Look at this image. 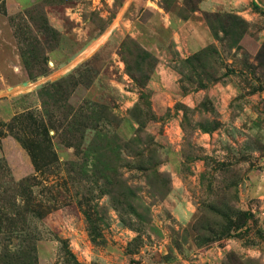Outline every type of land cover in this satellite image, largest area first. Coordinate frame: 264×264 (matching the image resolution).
<instances>
[{
    "label": "rangeland",
    "instance_id": "obj_1",
    "mask_svg": "<svg viewBox=\"0 0 264 264\" xmlns=\"http://www.w3.org/2000/svg\"><path fill=\"white\" fill-rule=\"evenodd\" d=\"M207 1L0 0V264H264V0Z\"/></svg>",
    "mask_w": 264,
    "mask_h": 264
},
{
    "label": "crops",
    "instance_id": "obj_2",
    "mask_svg": "<svg viewBox=\"0 0 264 264\" xmlns=\"http://www.w3.org/2000/svg\"><path fill=\"white\" fill-rule=\"evenodd\" d=\"M199 7H200V10L208 11V10L217 9L218 6L217 4L208 2L207 0H202V2H200L199 4ZM158 9H159L158 6L156 8H153L152 6H150V12L152 13L153 12L155 14L159 13ZM192 13L193 15L189 17L188 19L180 22L179 25L181 27L180 26L178 27L179 28L178 33L181 35L184 41L182 42V44H176L175 46L178 52L182 55H186V54H189L191 52L198 50L199 48L204 46L206 42H208L212 37L209 27L207 26L204 19L200 17L201 15H200L199 9H196ZM168 23H169L168 20L167 22H162L164 27H167L169 25ZM137 31L139 32V29H137ZM172 37L175 42L179 41L178 36H176V34L175 35L173 34ZM160 47L161 46L158 47L157 45H153L148 48L156 53L159 51ZM162 50H163V53L167 52L165 47L162 48ZM16 69H18V67H16ZM47 79H51V78L40 77L37 79V81L31 82L30 80H27V83L28 85H32V87L34 88L38 83H41L42 81H45Z\"/></svg>",
    "mask_w": 264,
    "mask_h": 264
},
{
    "label": "trees",
    "instance_id": "obj_3",
    "mask_svg": "<svg viewBox=\"0 0 264 264\" xmlns=\"http://www.w3.org/2000/svg\"><path fill=\"white\" fill-rule=\"evenodd\" d=\"M205 15L207 17L208 14L205 13ZM141 53L143 55H146L149 57L152 56L148 51H146L142 48H141ZM20 54H21L23 63L26 66V69H27L30 77H34V76L40 75V74L43 75L46 73V70L43 69L42 66L40 65V57H41L40 55L34 54L30 48L29 49H27V48L23 49L21 46H20ZM86 127L87 126H84L83 130H81V133H80L81 138L83 137L82 131H84ZM20 131H23L22 128L20 129ZM11 134H13L16 137V139L20 142V144H22L24 147H26V149H28L30 151V154L32 153L30 144L25 142V139L20 135L19 132H15V133L11 132ZM104 136L107 139V141L110 142L109 143L110 146L117 147L118 149H123L127 145L124 140L122 141L121 138L118 137L116 132H111V133L110 132H104ZM73 145L78 146V143L73 144ZM36 168H37V166H36ZM239 214H240L239 216H241L243 219L248 215L246 212H239ZM87 229H88V232L90 235H95L96 232L94 230L93 225L88 224ZM138 229L139 228H136L137 231H139ZM22 230H23L22 228H14L15 233H20ZM17 253H19L18 264H37V257H36V252H35V241L33 239H32L31 245L27 246V249H25L24 251L23 250H17V252H14V254H17ZM20 253H22V255H20Z\"/></svg>",
    "mask_w": 264,
    "mask_h": 264
}]
</instances>
